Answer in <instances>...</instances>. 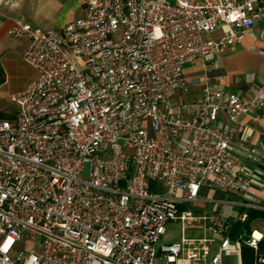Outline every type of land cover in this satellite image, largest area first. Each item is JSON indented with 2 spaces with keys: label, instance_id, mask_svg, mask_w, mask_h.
Returning a JSON list of instances; mask_svg holds the SVG:
<instances>
[{
  "label": "built area",
  "instance_id": "1",
  "mask_svg": "<svg viewBox=\"0 0 264 264\" xmlns=\"http://www.w3.org/2000/svg\"><path fill=\"white\" fill-rule=\"evenodd\" d=\"M84 11L59 30H9L36 77L0 119V264H224L240 245L264 264L259 237L231 239L224 215L186 207L202 188L245 197L251 173L232 143L264 90L205 85L176 99L190 93L184 66L216 67L264 22V0H86ZM169 223L179 238L161 243Z\"/></svg>",
  "mask_w": 264,
  "mask_h": 264
},
{
  "label": "crops",
  "instance_id": "2",
  "mask_svg": "<svg viewBox=\"0 0 264 264\" xmlns=\"http://www.w3.org/2000/svg\"><path fill=\"white\" fill-rule=\"evenodd\" d=\"M86 0H18L0 5V67L11 69L22 60L26 42L9 36L15 20H21L32 27L59 30L69 22L85 15ZM216 31L208 37L217 38ZM184 76L190 88L178 99L192 102L197 99L205 85L214 86L237 95L246 93L250 85L264 90V22H258L245 32L242 42L232 46L219 56V64L214 67L199 61L186 64ZM36 73L32 76V80ZM239 126L233 139V152L241 156L251 173V182L245 193H222L216 188H202L198 201L186 207L196 213L215 211L231 221V239L253 234L260 238L259 253L264 257V213H256L245 206L253 202L264 207V107L257 110L256 117L240 116ZM243 217L242 220L240 218ZM192 236L203 234L200 228L186 230ZM217 239L219 237L216 236ZM216 245H214V248ZM240 256L225 257L224 264H252L254 251L240 245ZM197 264V263H194Z\"/></svg>",
  "mask_w": 264,
  "mask_h": 264
},
{
  "label": "rangeland",
  "instance_id": "3",
  "mask_svg": "<svg viewBox=\"0 0 264 264\" xmlns=\"http://www.w3.org/2000/svg\"><path fill=\"white\" fill-rule=\"evenodd\" d=\"M1 69V80L3 82L0 83V119H10L16 112V105L10 102V97L21 92L28 86L31 82L34 70L24 61L18 62L11 69H6L3 66ZM180 96L183 100H186L185 95L180 94ZM166 229V234L162 237L161 243L177 241L180 235L178 224L169 223ZM186 234L189 235V233Z\"/></svg>",
  "mask_w": 264,
  "mask_h": 264
},
{
  "label": "trees",
  "instance_id": "4",
  "mask_svg": "<svg viewBox=\"0 0 264 264\" xmlns=\"http://www.w3.org/2000/svg\"><path fill=\"white\" fill-rule=\"evenodd\" d=\"M1 76H2V69L0 67V83H2L3 81L1 80Z\"/></svg>",
  "mask_w": 264,
  "mask_h": 264
}]
</instances>
